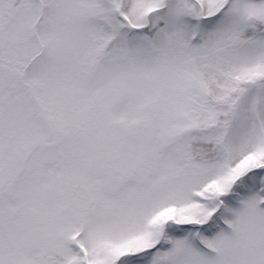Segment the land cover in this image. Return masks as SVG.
Wrapping results in <instances>:
<instances>
[{"label": "snow or ice", "instance_id": "snow-or-ice-1", "mask_svg": "<svg viewBox=\"0 0 264 264\" xmlns=\"http://www.w3.org/2000/svg\"><path fill=\"white\" fill-rule=\"evenodd\" d=\"M0 264H264V0H0Z\"/></svg>", "mask_w": 264, "mask_h": 264}]
</instances>
